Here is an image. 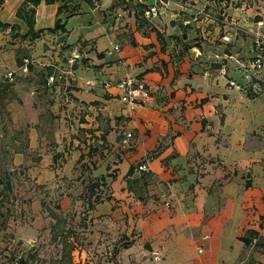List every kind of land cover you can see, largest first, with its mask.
<instances>
[{
    "label": "crops",
    "instance_id": "crops-1",
    "mask_svg": "<svg viewBox=\"0 0 264 264\" xmlns=\"http://www.w3.org/2000/svg\"><path fill=\"white\" fill-rule=\"evenodd\" d=\"M24 2L31 7L27 0H5L0 6V12L12 11L0 23L17 27L0 26V42L10 40L12 31H28L17 15ZM137 3L157 5L155 13L143 16L144 23L136 18L141 16ZM62 4L39 1L34 30L42 29L40 36L17 40L45 54L47 39L64 38L69 60L77 64L69 72L74 79L70 93L85 112L81 125L98 127L95 115L100 113L111 118L107 140L112 148L131 141L111 186L118 205H132L128 221H142V228L132 226L150 252L160 254L157 262L174 254L177 264L264 263V67L256 66L264 48L256 35L264 32V21L240 13L233 18L236 7L228 13V24L218 26L207 16H193L200 4L185 6L179 0H72L70 15L57 13ZM57 19L65 30H47ZM235 29L251 36L237 38ZM183 32L187 39L173 37ZM197 37H202L198 45ZM186 40L192 46L181 54ZM126 77L144 86L133 104L121 100L114 85ZM252 87L258 88L255 96L248 94ZM130 132L128 141L125 133ZM127 159L129 166L147 161L150 184L143 201L125 188L128 169L120 165ZM110 211L116 215L118 208ZM248 230L259 233L262 246L243 243L240 237ZM174 238H180L178 245Z\"/></svg>",
    "mask_w": 264,
    "mask_h": 264
},
{
    "label": "rangeland",
    "instance_id": "rangeland-1",
    "mask_svg": "<svg viewBox=\"0 0 264 264\" xmlns=\"http://www.w3.org/2000/svg\"><path fill=\"white\" fill-rule=\"evenodd\" d=\"M195 1L186 3L200 4L199 8L212 14L225 12L227 20L228 13L239 5L233 18L240 13L251 21L257 16L264 21V0ZM0 14L1 18H11V8L5 7ZM235 30L237 38L251 36ZM230 32L234 36V29ZM12 36L0 42V180L11 183L9 190L0 183V264H177L174 254L157 262L160 254H152L148 242L133 227L142 228V221H128L131 204L127 206L124 201L118 205V199L94 209L89 206L84 184L91 176L87 168L75 162L82 148L76 146L74 138L95 139L79 130L83 110L66 88L69 74L65 71L74 64L69 60L71 49L61 43L62 38L54 36L47 39L50 46H46L45 54L28 47L30 56L25 63H30L33 70L26 64L16 68L14 58L22 45ZM24 53L22 50L18 54ZM44 67L54 69L53 79L47 78L45 84ZM31 128L34 132L30 134ZM58 151L62 157L53 162L52 156ZM106 156L109 163L116 159L111 154ZM130 160H124L120 170H127ZM99 193L107 197L113 191L108 185L102 186ZM110 205L118 208L116 215ZM125 235L133 239L128 249L121 248ZM174 241L178 245L180 238Z\"/></svg>",
    "mask_w": 264,
    "mask_h": 264
},
{
    "label": "trees",
    "instance_id": "trees-1",
    "mask_svg": "<svg viewBox=\"0 0 264 264\" xmlns=\"http://www.w3.org/2000/svg\"><path fill=\"white\" fill-rule=\"evenodd\" d=\"M4 1L5 0H0V6L2 5V3ZM27 1H29V3L31 4V7H27L28 4L26 2H24L23 5L18 9L17 15L25 19L27 26H28V31L24 34H20L19 32L12 31L13 32L12 37L16 38V39H20L21 41H24L27 39L28 40H34L35 38L39 37L40 32H42V29H40L38 31L34 30V16H35L34 6L37 3H39V1H41V0H27ZM44 1L47 3H53L55 1H62L63 4L58 7L57 13H60L61 11H66V12H68V15H70V14H73L75 12V6L70 7V9H68V3L71 2L72 0H44ZM166 1H168V0H157V2H159V3L166 2ZM179 1L183 5L187 6L186 0H179ZM136 5H137L138 10L141 14V16L136 15V18H138L139 22L144 23L145 19L143 18V16L145 15L146 11H148L150 9V7H147L143 3H137ZM156 7H157V5H156ZM235 7H239V5H236ZM205 8H207V10L209 9L208 6H205ZM206 12L208 15L207 16L208 19H211L213 21V23H216L218 26L225 25L224 21L229 22V20H227L228 18H226L225 12H218L216 14H212L208 11H206ZM197 15H198V13H197V10L195 9L193 12V16L200 17ZM259 19H260V16L259 17L257 16L254 18V20H259ZM188 24H190V23H188ZM0 26L4 27V28L10 26L11 29H13V30L17 29V27L15 25H10L8 23H0ZM186 26L190 27L189 25H186ZM58 29L65 30L64 26L62 24H60L59 19H57L55 21L53 28L47 29V30L55 32ZM156 33H157V37L161 43V49H163L164 48L163 38L161 37L159 31H157ZM222 33L223 32H220V34H222ZM173 37L176 40H180L182 38L187 39V35L185 32L182 33L181 38L179 36H173ZM63 39L64 38L61 39V43H64ZM195 39L197 40V42L195 44L198 45L199 44L198 41L200 39H202V37H197ZM258 43L260 44V46L264 47V38L260 39V41ZM24 46H26V45H24ZM24 46L22 45V47L18 49L17 55L15 56V62H16L18 67L24 66V64H26V66H28L27 69L33 70V66L30 63H25L27 61L28 57L30 56V54H28V52H27V50H29L28 46H26V49H24ZM64 46H66L67 49L70 50L69 45L65 44ZM191 46H192V44L188 43V40L184 41V43L182 44L183 50H181L180 53L182 54L184 51H187ZM22 50L25 51L23 56L18 54L19 51H22ZM99 55H101V53H99ZM259 57L261 58V56H259ZM30 59H32V57ZM81 62L83 64H88V61L86 58H81ZM260 62H261V60H260ZM76 67H77V64L74 63L70 69H66V71H65L66 74H69L66 77L68 79V82H69L67 87H66L68 89L69 93H70V90L74 88V86H73L74 79H73V76L68 71L73 70ZM93 67H96V65H93ZM44 69L47 70V73L44 75L45 79H42V82L45 84L48 82L47 81L48 79H50V78H51V80L53 79V75H54L53 70L54 69H52V67H44ZM9 86H10V84L6 85V88ZM257 92H258V88L252 87L251 89H248V94L251 96H255ZM71 98L73 99L74 102H77V99L74 98L72 96V94H71ZM84 115H85V112L83 110L82 111V117L79 119V126L80 127H78V128L80 131H82L85 134H86V132H89L91 134V136H94L95 141H91V139L89 137L88 138H82L81 137L79 139L78 136H76L74 138V139H76V142H77L76 146L82 148V151L79 153V156L75 162L79 163L84 168H87L89 171L91 178L87 181L88 185L84 184V186H85L86 190L88 191L87 195H88L89 206L91 209H94V208H97L100 204L104 203L105 201L117 200L114 196V193H111V195H107V197H105V196L100 195L99 190L102 186H108L109 185L111 187V190L113 191L111 183L116 179V177L118 175V164L122 161L123 156L125 155V152L132 148V147H130V146H132V143H131V141H129L131 139L132 132H130L131 136L128 139V141H129L128 146L122 147L120 145H117V146H114V148H112L113 145L111 146V144L107 140V135L112 130L111 123H110L111 118L107 117V116H103L100 113L98 115H95V119H97L100 122V125L98 127L94 128L92 126L86 127V126L81 125V124L86 122ZM101 119H103L104 125L101 124V122H102ZM118 119H119V117H114V120H118ZM33 130L34 129L31 128L30 134L34 132ZM119 136H121V135H119ZM156 153L157 152L153 153L152 155L154 156V155H156ZM110 154L112 155L113 159H114V157H116V159H114V161H112L111 163H109V161H108L109 157L107 159L105 158V157H107L106 155L109 156ZM60 156L62 157V153L60 151L56 152L52 156V161L55 162L57 160V158ZM146 162L147 161L145 159H143V160L137 161L136 163L131 164L129 166L126 174L123 176V180L125 181V184H126L125 188L128 191H130L132 195H134V196L136 195L135 197L137 199H139L140 201L145 200V198L147 197L148 185L150 184L149 179H148V177H149L148 172L149 171L139 170V165L146 163ZM101 167H104L103 168L104 170H99ZM0 183L3 184V189H8V190L10 189L11 183L9 180H6V181L0 180ZM126 235L129 236L128 233H126ZM126 235L124 237L125 243L121 246V248H123V249H128L133 244V239L132 238L128 239V237H126ZM240 239L247 246L252 245V244H254L255 246H262L261 237L259 236V233L257 231H254V230H248L244 236L240 237ZM118 252H119V248L116 247L115 248V254H117ZM20 261L22 262V260H20Z\"/></svg>",
    "mask_w": 264,
    "mask_h": 264
},
{
    "label": "built area",
    "instance_id": "built-area-1",
    "mask_svg": "<svg viewBox=\"0 0 264 264\" xmlns=\"http://www.w3.org/2000/svg\"><path fill=\"white\" fill-rule=\"evenodd\" d=\"M156 12V4H153L148 11H146V15H149L150 13L153 14ZM198 15L202 16H208L207 13L203 9L197 10ZM225 24H227L226 21H224ZM225 39L227 37H224ZM264 38V36L256 35V42H259L260 39ZM117 48V46L115 47ZM263 64L260 62V57H257L256 60V66L261 67ZM26 69V68H25ZM70 72V70L68 71ZM233 84V82H231ZM114 85L120 89L121 100L133 104L136 98V94L139 92H145L144 86L142 83H137L133 78L126 77L124 79H120L114 83ZM145 94V93H144ZM126 138H130V133H125ZM139 170H147V162L139 165Z\"/></svg>",
    "mask_w": 264,
    "mask_h": 264
}]
</instances>
